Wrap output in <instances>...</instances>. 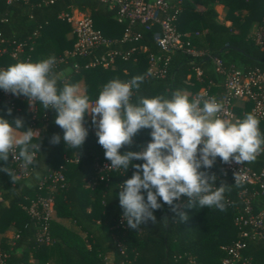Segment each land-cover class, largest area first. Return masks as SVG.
<instances>
[{"label": "trees", "instance_id": "obj_1", "mask_svg": "<svg viewBox=\"0 0 264 264\" xmlns=\"http://www.w3.org/2000/svg\"><path fill=\"white\" fill-rule=\"evenodd\" d=\"M44 1L26 0L8 5L0 0V69L17 62H37L50 56L58 58L72 51L75 38L71 25L59 15H71V7L76 6L79 13L91 18L94 29L112 42L109 49H134L127 60L117 58L112 67H85L91 56H68L57 65L54 71L60 77L58 87L82 80L83 94H87L91 102H95L110 80L127 81L138 75L143 77V82L138 91L134 90V102L139 97L161 94L170 98L176 91L190 97L206 92L220 98L223 77L214 71L211 57L220 58L226 69L264 72V51L254 43L255 30L264 28V0H182L179 12L174 15L175 28L185 35L183 42H189L191 48L202 50L206 55L196 58L185 50H176L169 54L163 76L148 72V55H158L160 51L152 39V32L144 30L141 24L129 27L132 35H139L137 40L123 41L127 24L118 22L115 11L99 0L82 3L54 0L50 4ZM215 5L225 8L223 23L216 19ZM195 33L198 36H194ZM16 44H21L22 50L13 58L11 52ZM196 67L201 71L199 77L194 71ZM157 68H162L161 63ZM30 104L26 97L5 94L0 89V117L9 121L22 118L24 130L37 131L41 145L37 163L28 166L31 171L26 177H16V165L10 158L7 164L0 161V167L7 166L14 172V179L0 172L3 199L0 203V259L3 264H220L221 246L236 241L241 230L251 232V228L240 229L233 222L237 214L243 213L240 194L246 186H235L233 178L220 170L217 159L208 171L217 177L215 187L221 183L229 186L225 192L224 211L199 206L188 209L183 207L186 198L181 197L176 203L187 214L186 221L180 222L169 206L163 205L162 209L154 211L155 224L149 221L138 230L128 228L122 218L118 193L135 169L130 166L126 172L123 169L98 172L97 166L110 161L105 159L104 150L97 143L92 119L85 116L88 136L78 150L64 145L63 130L54 122L55 110H44L39 102L29 110ZM250 108L249 102L235 101L234 121L242 119ZM259 121L264 135V118ZM149 133L150 129L140 130L132 145L125 146L121 152L140 151L146 147L151 140ZM53 134L61 137L59 144L49 143ZM133 163L142 161L134 160ZM243 165L254 171L264 170V152L255 161ZM59 169L64 176L62 186L52 187L49 183L39 186L47 172ZM40 198H50L53 203L49 244L37 241L39 223L27 210L32 201ZM263 203L261 197L253 199L254 213ZM55 219H69L73 228ZM10 227L15 231L14 238L9 241L7 231ZM242 254L250 256L256 264H264V237L246 239Z\"/></svg>", "mask_w": 264, "mask_h": 264}, {"label": "clouds", "instance_id": "obj_2", "mask_svg": "<svg viewBox=\"0 0 264 264\" xmlns=\"http://www.w3.org/2000/svg\"><path fill=\"white\" fill-rule=\"evenodd\" d=\"M55 64V57L50 56L0 69V89L26 97L31 105L39 102L44 110H55L54 122L63 130L64 145L74 149L84 144L89 131L85 116L91 115L97 143L110 161L108 168L125 172L130 166L135 169L118 193L122 218L130 229L138 230L149 221L155 224L154 211L163 205H168L180 222L186 221L187 214L176 203L181 197L186 198L183 207L188 209L199 206L224 211L229 186L221 183L215 187L217 177L208 170L217 157L225 164L243 165L264 152V135L254 113H246L234 122L222 119L218 116L222 104L215 97H190L180 91L170 98L161 94L139 97L134 102V90L138 91L143 82L139 75L127 81L110 80L93 104L77 84L58 87L60 77L54 71ZM142 129H150L147 146L140 151L121 152L132 145ZM60 140L58 134H53L49 143L59 144ZM40 147L39 133L31 128L24 130L22 118L9 121L0 117V161L7 164L18 149V157L27 168L37 163ZM134 160L142 163L134 164ZM0 172L14 179L13 170L7 166L0 167ZM233 175L235 186L241 187L246 177L237 172Z\"/></svg>", "mask_w": 264, "mask_h": 264}, {"label": "built area", "instance_id": "obj_3", "mask_svg": "<svg viewBox=\"0 0 264 264\" xmlns=\"http://www.w3.org/2000/svg\"><path fill=\"white\" fill-rule=\"evenodd\" d=\"M17 1L26 0H5L6 4H12ZM54 0H45V3H52ZM106 4L110 9L115 11V16L118 22L126 23L127 29L123 41L137 40L139 35H132L129 32V27L135 23H139L144 27V30L152 32V39L159 48L160 54L148 55V72L155 76H163L165 73L164 67L169 60V54L176 50H185L190 55L198 58L206 55L202 50H194L190 47L189 42H183L185 35L179 33L174 25L175 14L180 10L182 0H99ZM173 13V14H171ZM65 19L72 28L75 42L73 49L66 52L64 56L55 58L57 65L64 62L68 56H91V60L85 67L101 66L103 68L112 67L115 60L120 58L127 60L130 53L134 49L128 51L112 50L109 47L112 45L110 40L103 38L100 31L94 29L92 20L88 15L80 14L77 17H72L68 14L60 15ZM132 35V36H131ZM194 36H198L195 33ZM254 43L257 47L264 51V28L260 27L254 32ZM22 45L16 44L11 56L16 58L21 52ZM145 51V48H141ZM214 71L223 77V94L216 100L222 104V111L218 116L222 119L234 121L233 103L235 101H244L251 104L250 112L254 113L258 119L264 118V72L259 69L244 71L239 68L226 69L223 62L218 57H211ZM161 63L162 68L158 69L157 64ZM196 76L201 75L199 68L194 69ZM205 98L209 96L206 92L201 94ZM11 162L16 165L15 174L19 178L28 176L30 169L23 167V161L18 157L16 150L9 156ZM220 170L223 173L229 174L234 180V173L246 177L243 183L246 188L241 191V197L244 202V210L242 214H237L234 219V225L240 229L251 228V232L241 230L239 238L229 245L221 246L223 256L220 259V264H256L250 256H244L242 253L246 248V239H256L264 237V203L257 213H254L252 206L253 199L261 197L264 200V170L254 171L245 165H239L235 162L230 164L222 163L217 157ZM110 163L103 162L97 166V171L111 170L108 168ZM61 169V168H60ZM49 171L42 177L39 186L49 183L52 187L56 184L62 186L64 176L61 171ZM3 199L0 196V203ZM258 202V201H257ZM28 214L36 219L39 223V233L37 241L45 244L50 243L48 233L49 222L53 215V203L50 198H40L37 201H32L28 207ZM123 221V220H121ZM0 264H3L0 259ZM113 264V263H109Z\"/></svg>", "mask_w": 264, "mask_h": 264}, {"label": "crops", "instance_id": "obj_4", "mask_svg": "<svg viewBox=\"0 0 264 264\" xmlns=\"http://www.w3.org/2000/svg\"><path fill=\"white\" fill-rule=\"evenodd\" d=\"M76 2H78V3H82V2H84L85 0H75ZM214 9H215V11H216V13H217V17H216V19H217V21L219 22V23H223L224 22V14H225V8L223 7V6H221V5H215L214 6ZM62 14H64V13H61L60 15H62ZM81 13H79L77 10H76V6H72L71 7V16L72 17H77L78 15H80ZM60 15H59V18H61L60 17ZM77 85L79 86V88H80V91H81V93H84V83H83V81L81 80V81H79L78 83H77ZM203 93V92H202ZM5 94H7L6 92H5ZM93 104H94V102H92ZM33 109V106L30 104V106H29V110H32ZM87 118L88 119H92L91 118V115H87ZM99 117H97V119H98ZM93 133H94V135H95V128L93 129ZM96 136V135H95ZM55 220H57L58 222H60L62 225H64L65 227H67V228H73V225H72V223H71V221L69 220V219H55ZM14 231H15V228H13V227H10L9 229H8V231H7V237H8V239H9V241L11 240V239H13L14 238ZM0 238H1V235H0ZM111 259V258H110ZM29 262H32V259H30V261Z\"/></svg>", "mask_w": 264, "mask_h": 264}, {"label": "water", "instance_id": "obj_5", "mask_svg": "<svg viewBox=\"0 0 264 264\" xmlns=\"http://www.w3.org/2000/svg\"><path fill=\"white\" fill-rule=\"evenodd\" d=\"M225 48H229V46H225ZM236 51H239V52H242L241 50H239V49H236V48H234Z\"/></svg>", "mask_w": 264, "mask_h": 264}]
</instances>
